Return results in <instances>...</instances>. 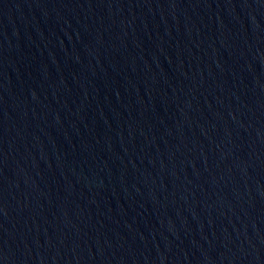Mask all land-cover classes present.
<instances>
[{
	"label": "water",
	"instance_id": "water-1",
	"mask_svg": "<svg viewBox=\"0 0 264 264\" xmlns=\"http://www.w3.org/2000/svg\"><path fill=\"white\" fill-rule=\"evenodd\" d=\"M0 264H264V0H0Z\"/></svg>",
	"mask_w": 264,
	"mask_h": 264
}]
</instances>
